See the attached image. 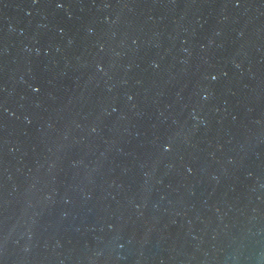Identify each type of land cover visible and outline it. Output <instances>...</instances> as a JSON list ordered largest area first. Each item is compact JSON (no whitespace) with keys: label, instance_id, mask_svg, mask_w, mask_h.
Segmentation results:
<instances>
[{"label":"water","instance_id":"95a60500","mask_svg":"<svg viewBox=\"0 0 264 264\" xmlns=\"http://www.w3.org/2000/svg\"><path fill=\"white\" fill-rule=\"evenodd\" d=\"M0 264H264V0H0Z\"/></svg>","mask_w":264,"mask_h":264}]
</instances>
